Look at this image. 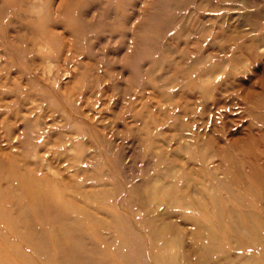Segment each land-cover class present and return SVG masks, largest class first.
Instances as JSON below:
<instances>
[{"label":"rangeland","instance_id":"rangeland-1","mask_svg":"<svg viewBox=\"0 0 264 264\" xmlns=\"http://www.w3.org/2000/svg\"><path fill=\"white\" fill-rule=\"evenodd\" d=\"M0 264H264V0H0Z\"/></svg>","mask_w":264,"mask_h":264},{"label":"bare ground","instance_id":"bare-ground-1","mask_svg":"<svg viewBox=\"0 0 264 264\" xmlns=\"http://www.w3.org/2000/svg\"><path fill=\"white\" fill-rule=\"evenodd\" d=\"M15 176V175H14ZM14 181V180H13ZM17 183V182H16ZM18 187H19V185H18ZM21 188V187H20ZM4 202V201H3ZM258 241H262V238L260 237V236H258V239H257ZM255 246V244H253V247Z\"/></svg>","mask_w":264,"mask_h":264}]
</instances>
